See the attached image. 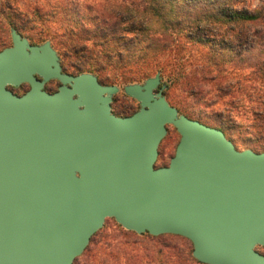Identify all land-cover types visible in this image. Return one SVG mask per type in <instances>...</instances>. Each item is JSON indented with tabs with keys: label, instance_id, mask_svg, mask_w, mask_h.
<instances>
[{
	"label": "water",
	"instance_id": "1",
	"mask_svg": "<svg viewBox=\"0 0 264 264\" xmlns=\"http://www.w3.org/2000/svg\"><path fill=\"white\" fill-rule=\"evenodd\" d=\"M11 37L0 51V264H74L108 218L183 236L206 264H264V151L180 113L160 72L124 87L140 108L119 116L118 85L64 72L50 40ZM168 125L181 137L157 166Z\"/></svg>",
	"mask_w": 264,
	"mask_h": 264
},
{
	"label": "trees",
	"instance_id": "2",
	"mask_svg": "<svg viewBox=\"0 0 264 264\" xmlns=\"http://www.w3.org/2000/svg\"><path fill=\"white\" fill-rule=\"evenodd\" d=\"M109 1L88 0L87 12L82 11L81 16L65 6L62 9L69 13L61 18H50L48 14L45 18L37 6L33 12L23 8L18 10L19 15L9 19V24L24 37L31 36L24 31L28 23L42 24L40 38L53 39L63 58L77 56L78 60L69 65L78 74L94 72L103 84H115L123 75L139 81L143 76L149 77L152 71H161V75L170 72L173 84L184 85L190 96L211 100L208 85L216 83L230 94L232 87L252 79L242 68L230 65L234 62L232 54L243 62L237 44L249 41L248 29L259 26L264 29V2L255 7H238L237 0H132L131 4L126 0L115 4ZM10 6L7 5L9 9ZM53 24L55 31L50 30ZM153 24L159 29L153 31L150 27ZM189 53L197 54L200 60L194 63ZM63 63L66 66L65 60ZM262 67L259 79L264 83V62ZM169 89L172 90V85ZM185 115L193 118L192 113ZM128 232L138 236L135 231ZM147 234L156 238L173 236L192 243L179 235ZM130 242L135 244L137 240ZM165 247L156 248L152 258L149 253L144 256L134 248L124 249L123 257L126 264H155L157 256L162 258L160 264H206L194 257L193 244L188 251L176 245Z\"/></svg>",
	"mask_w": 264,
	"mask_h": 264
},
{
	"label": "rangeland",
	"instance_id": "3",
	"mask_svg": "<svg viewBox=\"0 0 264 264\" xmlns=\"http://www.w3.org/2000/svg\"><path fill=\"white\" fill-rule=\"evenodd\" d=\"M35 1L36 3H32L33 1L30 0H0V51L4 47L6 48L12 45L11 31L13 28L9 24V19L19 15L18 10H23L24 8V11L28 10L33 12V7L35 8V6H37L40 9V13H43L44 16L48 14L50 18L59 16L61 18L66 16L67 12L69 13L70 10L78 11L81 16L83 12H87V5L90 4L88 0ZM100 1L103 2V0ZM131 1L132 0H126V3L131 4ZM116 2H121V0H110L109 4H115ZM237 2L238 7H255L261 5L264 0H237ZM7 5H11V8L9 9ZM59 5L60 7H58ZM65 6L69 11H64L62 9ZM46 17L47 15L45 18ZM26 27L24 31H26L27 34L30 33L31 36L25 37L32 44H42L50 40L53 45V39L48 38L44 40L39 37L38 34L43 29L42 24L28 23ZM150 27L153 31L159 29V26L156 24ZM50 30H56L55 24L50 27ZM246 36L249 40L247 43L237 44V51L243 56V62H239L240 60L235 57L236 54H232L234 62H231L232 65H229L242 68V72L252 77V79L244 80L242 84L232 87L230 94L227 92L228 90L214 83L208 85V90L211 91L208 97L211 100L207 98H194L185 91L184 85L173 84V75H171L170 72L161 76L162 84L167 86L164 89L165 96L173 106L177 107L180 113H192L194 119L201 120L211 126H218L225 129L237 148L241 150L250 148L260 152L264 150V83L259 79L260 67L263 69L262 64L264 62V29H261L260 26L257 28H250ZM54 48L58 51L55 46ZM58 54L61 59L63 71L75 75L78 74L75 68L69 65V63H74L78 60V57L72 55L68 58H63V55L61 56L59 51ZM188 55H190L194 63L200 60L197 54L192 56V54L189 53ZM64 60L66 61V66L64 64L65 62L63 63ZM236 61L239 62V64H236ZM158 72L161 73V71H152L149 77L155 76ZM254 72L255 74L251 75V73ZM120 75L123 74L120 73ZM149 77L143 76L139 81H131L126 79L123 75L120 80L115 83V85H118L120 88L119 92L114 95L112 102V109L115 114L127 116L139 110V101L127 95L124 91V87L131 83L143 84ZM60 85L61 83L58 80L53 79L46 84V89L54 92ZM171 85L172 90L169 89ZM29 88L30 86L28 84H23L14 90L19 94H23ZM180 137L181 135L177 129L173 125H168V133L159 147L157 166H163L169 163L171 157L175 154ZM128 231L129 230L125 229L114 218H108L103 228L96 234L85 252L78 257L74 264H97L99 262H101V264H126V258L123 257L124 249L134 248L138 250L139 254L144 256L149 253L150 258H152L151 253L156 251V248L157 250L160 248L166 249V245H176L184 248L185 251H188V248L192 247V243L182 238L173 236H161L156 238L149 236L147 233H137L138 236H136L134 233ZM130 240H137V243L132 244ZM257 249L264 254L263 246H258ZM116 253H118V255ZM157 259L155 264H160L159 259L162 258L157 256ZM173 259L175 260L176 258L174 257Z\"/></svg>",
	"mask_w": 264,
	"mask_h": 264
},
{
	"label": "flooded vegetation",
	"instance_id": "4",
	"mask_svg": "<svg viewBox=\"0 0 264 264\" xmlns=\"http://www.w3.org/2000/svg\"><path fill=\"white\" fill-rule=\"evenodd\" d=\"M19 87H20V86H19ZM15 88H17V87H11V89H12L14 92H15V90H14ZM45 88H46V87H45ZM46 90H47V89H46ZM50 92H51V91H50ZM15 93H17V92H15ZM24 93H25V92H24ZM24 93H23V94H24ZM17 94H19V93H17ZM139 104H140V103H139Z\"/></svg>",
	"mask_w": 264,
	"mask_h": 264
}]
</instances>
